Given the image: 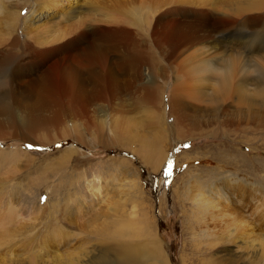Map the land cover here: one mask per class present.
I'll list each match as a JSON object with an SVG mask.
<instances>
[{
    "label": "rangeland",
    "instance_id": "1",
    "mask_svg": "<svg viewBox=\"0 0 264 264\" xmlns=\"http://www.w3.org/2000/svg\"><path fill=\"white\" fill-rule=\"evenodd\" d=\"M25 1L0 0V264H264V6Z\"/></svg>",
    "mask_w": 264,
    "mask_h": 264
},
{
    "label": "bare ground",
    "instance_id": "2",
    "mask_svg": "<svg viewBox=\"0 0 264 264\" xmlns=\"http://www.w3.org/2000/svg\"><path fill=\"white\" fill-rule=\"evenodd\" d=\"M3 1V0H2ZM19 1H21V0H19ZM25 1V0H24ZM27 1V0H26ZM25 1V2H26ZM34 1H38V0H34ZM45 1H50V0H45ZM52 1H54V2H57L58 3V1L59 0H51V2ZM28 3L30 2V1H27ZM26 2V3H27ZM72 2V0H69V2H68V4L69 3H71ZM26 3H25V5H26ZM27 3V4H28ZM33 3V2H32ZM4 4V3H3ZM2 4V5H3ZM45 4H48V2H46ZM72 5H74V4H76L75 3V0H73V2L71 3ZM70 4V5H71ZM164 4V3H163ZM24 5V6H25ZM41 5V4H40ZM259 6V5H261V6H264V0H258L257 2H255L254 3V7H256V6ZM23 7V6H22ZM5 8V7H4ZM73 9H75V8H73ZM239 10H240V13L238 14V15H240L241 13H243L245 10L243 9V8H238ZM248 10H251L252 9V5L250 6V7H248L247 8ZM38 10H40V9H38ZM37 10V11H38ZM72 10V9H71ZM73 12H75V10L73 11ZM33 13V12H32ZM30 17V16H29ZM20 18V16H19V12H17L15 15H14V17L13 18H8V19H6V21L7 22H5V25H4V29H5V31H7L8 30V28L10 27V26H15L16 27V25H17V23H18V19ZM134 19V18H133ZM136 22H138L137 20H136ZM3 24V23H2ZM29 27H30V23H29V21H28V17L25 19V27H24V30H25V36H26V39L27 38H29V39H31V40H33L34 41V43H35V41H37V38H38V33H37V29H32V31H33V34L31 35L30 34V32L29 31H27V30H29ZM14 28V27H13ZM12 30V29H11ZM29 34L31 35V37H28L29 36ZM251 35H249V34H244V38H247V37H250ZM256 36V35H255ZM221 38V37H220ZM219 38V39H220ZM231 38H233L232 36H231ZM217 39V38H216ZM248 39V38H247ZM256 39V38H255ZM263 39V38H262ZM25 40V39H24ZM251 40H253L254 41V37H252L251 39H249L248 41H247V43H249V42H251ZM257 40V39H256ZM214 41V40H213ZM212 41V42H213ZM216 41V40H215ZM236 41L240 44V42H241V38L239 37V36H236ZM258 41V40H257ZM212 42H211V45H212ZM220 42V41H219ZM255 42V41H254ZM33 43V44H34ZM213 43H215V42H213ZM243 43V42H242ZM241 43V44H242ZM215 44H217V43H215ZM259 44V43H258ZM243 45V44H242ZM257 48V46H255L254 47V49H253V51L255 52V49ZM217 50H218V54H220V55H223L224 53H225V51H226V49H227V45H221V44H219L218 46H217V48H216ZM257 49H259V48H257ZM262 51H264V46L262 47V48H260ZM202 51H204V50H202ZM259 51V50H258ZM204 52H206V53H208L209 52V49L208 50H206V51H204ZM202 53V52H201ZM205 54V53H204ZM217 54V55H218ZM251 55V54H250ZM247 57V56H246ZM247 58H249V57H247ZM245 66V65H244ZM93 76H96L95 78H97V74H96V72L93 74ZM98 81V80H97ZM108 81V83H110V84H112L113 83V79H111V80H107ZM180 85V84H179ZM180 88H181V86H180ZM181 89H183V87L181 88ZM161 97H162V94L160 95V100H161ZM170 101L171 102H173V98H170ZM169 107H170V105H169ZM163 113V112H162ZM74 127V126H73ZM73 129V128H72ZM107 130V129H106ZM103 131H105V130H99L98 131V133L99 134H101V135H103L104 133H103ZM116 135H117V137L119 136V135H121V136H123L124 135V132H123V129L122 128H120V131H119V133H116ZM160 137H161V135L158 133V135L157 136H155L154 137V141L151 143V147H149V148H152V149H154V150H152V152H150V150L151 149H149V150H147V153H145V154H141V155H143V157H144V159H146V161L147 162H150L151 164H152V168H154L155 170H157L158 168H159V165H160V162H161V160H162V158H163V153L164 152H162V154H160V150H159V147H157V146H155L157 143H159V141L161 140L160 139ZM112 138V137H111ZM150 146V145H149ZM157 151V152H156ZM69 157L70 156H68L66 159L68 160L69 159ZM156 158H157V160H156ZM156 160V161H155ZM145 161V160H144ZM152 161V162H151ZM66 163H68V162H66ZM147 165V164H146ZM130 170V169H129ZM131 171H128V169L125 171V173H124V175H128V176H130L131 175ZM134 181H132V182H130V183H128V184H125V186L127 187V191L128 192H132V188H134V186L136 187L138 184H137V182H134V185L132 184ZM195 183H197V182H195ZM195 183L193 184V185H190L188 188H187V194L189 195V199H191V202H193V204L195 203L194 202V200H192V198H193V193L195 192H197V189H198V191H199V187L198 186H194L195 185ZM194 186V187H193ZM195 188V189H194ZM130 192V193H131ZM137 192H139L140 194H141V192H140V189H139V187H138V190H137ZM207 200H204V202L203 203H200L199 205H197L200 209H202L203 210V212H208V216H210V214H212V213H214V212H216V211H220L221 212V209L218 207V204H216V205H213L214 203H216L215 201H209L210 199H212V198H210V197H208V198H206ZM193 207V209H194V206H192ZM223 208V207H222ZM224 209H227V206L226 205H224V208H223V210ZM196 211V210H195ZM194 212V210H192V213ZM198 212V211H197ZM263 218L264 219V215H261L260 216V218ZM148 222V221H147ZM146 223V222H145ZM256 223V222H255ZM151 225V224H150ZM144 229V228H143ZM148 229V228H147ZM142 230V229H141ZM151 233H153V232H151ZM154 234V233H153ZM152 234V235H153ZM151 238V237H150ZM237 238V237H236ZM154 239V238H153ZM149 242V241H148ZM119 247V246H118ZM123 249L122 250H120L121 252H122V255H121V257L119 258L121 261V263H137V262H139V261H142L141 260V258H140V256L142 255V254H139L138 253V251H136L134 248H130V247H122ZM252 255V254H251ZM104 256V255H103ZM102 256V257H103ZM162 254H161V249H160V246H159V244L157 243V241H152V243H151V245L148 247V251H146L145 252V256L143 255V257L145 258V259H151V260H153V259H157V260H159L160 261V263H166L165 261L163 262V258H162ZM232 256V257H231ZM230 256V258L228 259V262H230V263H234V259L235 258H238L239 256H233V255H231ZM102 257H99L98 258V261L97 262H95V263H105V261L103 260V258ZM104 258H105V256H104ZM144 259V260H145ZM162 260V261H161ZM158 262V261H157Z\"/></svg>",
    "mask_w": 264,
    "mask_h": 264
},
{
    "label": "snow or ice",
    "instance_id": "3",
    "mask_svg": "<svg viewBox=\"0 0 264 264\" xmlns=\"http://www.w3.org/2000/svg\"><path fill=\"white\" fill-rule=\"evenodd\" d=\"M170 169H171V162L169 163V171L165 173L166 175H168V174H169V172H170Z\"/></svg>",
    "mask_w": 264,
    "mask_h": 264
}]
</instances>
